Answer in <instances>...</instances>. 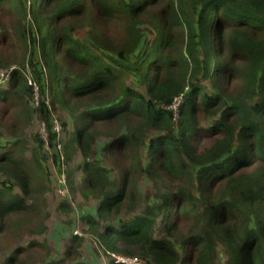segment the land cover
Masks as SVG:
<instances>
[{
    "label": "trees",
    "instance_id": "1",
    "mask_svg": "<svg viewBox=\"0 0 264 264\" xmlns=\"http://www.w3.org/2000/svg\"><path fill=\"white\" fill-rule=\"evenodd\" d=\"M19 53H30L38 104L18 69L0 86V113H37L58 165L54 114L74 117L65 149L84 159L80 192L98 204L82 219L105 253L217 264L221 244L226 264H264V0H0V68ZM101 138L118 180L93 160ZM34 140L32 159L24 141L0 143V249L23 242L24 229L47 230L37 227L47 146L42 134ZM139 176L155 189L140 212ZM82 243L75 235L48 264L77 261ZM38 248L49 251L18 244L3 264H45Z\"/></svg>",
    "mask_w": 264,
    "mask_h": 264
},
{
    "label": "rangeland",
    "instance_id": "2",
    "mask_svg": "<svg viewBox=\"0 0 264 264\" xmlns=\"http://www.w3.org/2000/svg\"><path fill=\"white\" fill-rule=\"evenodd\" d=\"M13 35V33H12ZM76 37L89 38L86 31H79ZM38 52V50H36ZM30 61V53H19V63H14L10 66L11 68H15V70L20 69V71H24L26 76L28 77V81L31 80L33 85H35V81L31 78L32 69L29 64ZM17 68V69H16ZM0 71L3 72L0 68ZM9 85L2 86L7 89ZM38 91L36 90L35 101L32 102L34 108L37 107L38 104ZM47 104H51L50 100H47ZM5 116L3 113H0V143L6 144V141H15L16 139H20L25 142V147L27 151V157L29 159L33 158L34 148L36 147V143L34 140V136L38 134H42L43 139L46 142V148L44 151L40 153V156L43 155V171L41 172V176H43V180L45 181V203L42 202L38 205V216L40 217L39 222L37 223V227L40 225H48V230L42 236L37 235L31 231H27V229L23 230L25 234V239L21 243H17L24 246L25 244L37 243L40 245H45L46 243L50 244L47 251H42L39 248L35 249L34 255H37L40 258V261L44 263L53 262V259H58L57 261L63 260L65 256L64 247L65 241L62 240L61 237H65L68 233L72 232L74 228L75 231L83 233L84 228L88 227L87 223L83 221V216H81V210L84 207H88L92 212H95L97 202L93 200V198L84 199L81 195V183L83 178L82 167L84 165V159L79 150L76 147L71 148V151H67L65 148L67 147V143L70 139V133L74 130L75 119L74 117L64 110H59L54 114V122L56 132L58 133V158H60V164L58 165L54 162L55 158V150L51 149L48 151V142H47V131L46 126L43 121L40 119L39 115L36 113L32 116V119H26L23 116L22 112H18L17 108L9 111L2 120V117ZM208 122H206L207 124ZM13 124L14 126L9 128L8 125ZM7 132H11L8 134ZM108 140L105 138H101L97 141L95 146V154L93 160H99V163L102 167L107 170H111L109 172V176L112 180H118V173L112 163L107 159L104 152L102 151V147ZM38 155V154H37ZM39 156V155H38ZM60 156V157H59ZM114 172H113V171ZM72 175L73 179L70 180V176ZM4 178L0 174V184ZM134 188L137 191L138 195L142 197V203L137 208V211H142L149 203L154 202V194L155 189L153 184L147 180L144 176L137 177L136 182L134 184ZM63 191V194H61ZM15 193H20L18 188H15ZM66 203L68 207H71L72 212L69 215H66L61 211L60 205ZM129 216V213L124 210L121 217L122 219H126ZM127 218L126 220H128ZM114 223V222H113ZM112 223V225H113ZM159 223V222H158ZM104 224V223H103ZM71 226L68 228L67 226ZM105 225V224H104ZM62 228L60 233L61 236L57 237V240L54 239V233L57 232V229ZM22 234V232H20ZM163 227L159 223L154 229V237L159 240H164ZM92 237V236H91ZM61 238V240H60ZM70 239V238H69ZM68 239V241H69ZM94 250L101 261V263H108L111 260V256L103 251L100 247L98 241L92 237ZM58 241L57 246L55 242ZM46 242V243H45ZM175 242V241H173ZM16 245L10 249H0V264H3L6 260V257L16 248ZM42 254V255H41ZM81 257V254L79 255ZM62 258V259H61ZM226 255L224 252V248L221 244L218 246V258L217 264H226Z\"/></svg>",
    "mask_w": 264,
    "mask_h": 264
},
{
    "label": "crops",
    "instance_id": "3",
    "mask_svg": "<svg viewBox=\"0 0 264 264\" xmlns=\"http://www.w3.org/2000/svg\"><path fill=\"white\" fill-rule=\"evenodd\" d=\"M97 202V201H96ZM98 204V203H97ZM96 207H97V205H96ZM83 210H81V216H87V215H89V214H91V215H93V214H95L96 213V210H95V212H92L88 207H84V208H82ZM97 209V208H96ZM67 226V225H66ZM45 227L47 228V230H48V225L45 223ZM68 228H71V226L69 227V226H67ZM61 229L62 228H59V229H57V232L55 231V233H54V239H56L57 240V237H59V236H61L62 234L60 233V231H61ZM46 230V231H47ZM78 232V231H77ZM76 231H75V229L73 228L72 229V232H70V233H68V235H65V237H61L62 238V240H64L65 241V247H64V253H65V251L67 250V247L70 245V242H71V240L73 239V237L75 236V235H77L76 233H77ZM88 227L85 229L84 228V230H83V233H81L80 232V234H79V237H82V240H83V243H82V247L80 248V250H79V253L81 254V257H79L78 259H77V261H75V262H68V264H109V262L108 263H101V261L98 259V257H97V255H96V253H95V250H94V245L95 244H93V239H92V237H91V235H89L88 233ZM46 233V232H45ZM44 233V234H45ZM79 233V232H78ZM57 236V237H56ZM61 238H60V240H61ZM70 238V239H69ZM68 239H69V241H68ZM53 241V242H55V245L57 246V244H59L58 243V241ZM46 243V242H45ZM45 245H47V246H50V244H48V243H46ZM60 245V244H59ZM62 259V258H61ZM63 259H64V257H63ZM58 259H53V262L55 261H57ZM51 263V262H50ZM45 264H48V263H45Z\"/></svg>",
    "mask_w": 264,
    "mask_h": 264
},
{
    "label": "built area",
    "instance_id": "4",
    "mask_svg": "<svg viewBox=\"0 0 264 264\" xmlns=\"http://www.w3.org/2000/svg\"><path fill=\"white\" fill-rule=\"evenodd\" d=\"M14 70H15V68H11L8 71H3V72L0 71V86L9 85L11 73ZM29 85L34 88V93L36 94V90L38 91L37 84L35 83V85H33V82L31 80H29ZM181 101H182V96L175 99L174 103L169 108L172 109L173 111L177 112ZM54 129L56 132L55 125H54ZM57 135H58V133H57ZM56 144H57V150H58V148H59L58 139L56 141ZM58 160L60 161V158H58ZM59 164H60V162H59ZM61 194H63V191H61ZM76 234L79 235L78 232ZM108 255L111 256V261L113 260L116 264H144L140 259H138L136 257H128V256H123V255L115 254V253H108Z\"/></svg>",
    "mask_w": 264,
    "mask_h": 264
},
{
    "label": "clouds",
    "instance_id": "5",
    "mask_svg": "<svg viewBox=\"0 0 264 264\" xmlns=\"http://www.w3.org/2000/svg\"><path fill=\"white\" fill-rule=\"evenodd\" d=\"M77 236H79V235H77ZM108 254V253H107ZM109 261H111V260H109Z\"/></svg>",
    "mask_w": 264,
    "mask_h": 264
}]
</instances>
